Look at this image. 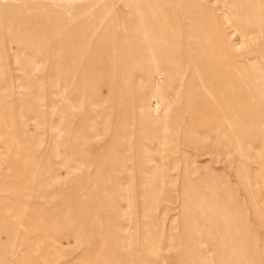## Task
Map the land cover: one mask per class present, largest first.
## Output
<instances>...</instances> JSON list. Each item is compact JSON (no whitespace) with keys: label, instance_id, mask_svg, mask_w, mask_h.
Listing matches in <instances>:
<instances>
[{"label":"rangeland","instance_id":"obj_1","mask_svg":"<svg viewBox=\"0 0 264 264\" xmlns=\"http://www.w3.org/2000/svg\"><path fill=\"white\" fill-rule=\"evenodd\" d=\"M0 264H264V0H0Z\"/></svg>","mask_w":264,"mask_h":264}]
</instances>
